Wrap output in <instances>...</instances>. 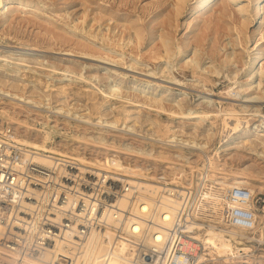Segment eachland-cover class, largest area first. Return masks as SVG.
I'll return each mask as SVG.
<instances>
[{
    "label": "rangeland",
    "instance_id": "374dc122",
    "mask_svg": "<svg viewBox=\"0 0 264 264\" xmlns=\"http://www.w3.org/2000/svg\"><path fill=\"white\" fill-rule=\"evenodd\" d=\"M26 1L31 4V6L27 7L28 9L23 6L17 7L18 2H12L8 5V10L5 11L6 16L0 12L1 51L5 52V49L23 46L35 48L44 51V53L46 52L50 56L48 60L52 64H56L59 59L73 62L78 66V72L83 73L84 77H77L78 75L72 77L66 74L52 75L56 79H51L53 86L62 84L59 81L60 79H58L59 77L68 78L64 83L71 92L68 97L71 105L66 106V109L71 111L58 113L55 109H52L53 111L51 112V108L45 107L42 108L45 119H42L37 114L26 115L25 113L19 116L21 119H27L29 124L33 126L52 131L55 134V140L58 141L64 135L73 138L83 134L90 136L104 132L107 135L109 134V136L112 135L126 140L128 136L137 134L136 136H138L140 142H144V145L137 143H134V145L150 147L153 144H163V141L149 134L151 133L150 131L146 133L151 127L146 120L147 116L161 117L162 119H167L170 116L176 125L182 124L185 125L186 129H189L190 125L194 124L197 119L182 118L183 112L173 100L175 95L182 91L184 92V95L181 96L184 97V100L180 104L188 112L186 108L195 106L201 96L209 95L210 93L212 94L211 97L215 99V109L212 110L209 107L211 110L210 116L213 117L217 124L216 137L211 145L212 148L214 147V152L209 154L213 158V162L210 163L208 157L204 155L201 156L202 158L199 155L192 156L191 166L187 161L179 160L184 163L188 173H191V175L186 184L180 183L179 179L176 184L171 185L185 186L189 182L198 184L197 179L204 177V173H206L208 179H213L214 175H230L232 170L241 168L244 162L251 170H258L259 177L262 180L264 179V152L261 155L255 151L253 152L247 147L250 144L225 150L221 156L219 153H215V146L219 144L221 137L231 131L230 128H224L225 124L227 123L229 127H232L234 124L240 125L245 122L244 116L247 114L244 113L243 107L245 103L244 96L248 92L246 83L249 78L259 81L262 79L264 86V58L260 61L257 68H250L256 48L262 45L264 49V0H260L258 5H255L257 0H239L236 3H227V16L220 14L223 4L218 3L214 9L199 18H197L196 10H194L195 5L198 3L197 0ZM241 4H245L249 8V12L245 11L246 13H243L245 16L250 13L255 14L256 7H259L257 19L254 20L252 17L253 20L249 18L246 21L244 15L238 11V7ZM227 23L235 26V28L233 30L229 29ZM236 36L239 37L237 38L239 44L236 47L238 56L235 60H231L228 57V53L233 50L230 40ZM165 38L169 39L168 42L171 45L172 55L170 58L164 45L163 40ZM209 39H215L216 45L211 47V40ZM177 46L182 49V52L178 53L179 56H175L179 49ZM194 49L199 50L197 55H195ZM158 55L164 56L162 58L158 57ZM192 57L197 60L200 67H194V63L190 62ZM55 58L58 59L56 60ZM103 67H113L118 70V74L120 73L116 77L123 75L126 77L123 84L116 87L120 89V94L112 96L108 84L116 85V81L113 77L107 75ZM97 68L100 70L99 73L97 72L95 76L93 75L94 77L92 76V81H87L85 77H90L95 73V70H98ZM34 69L42 71L43 74L50 73L49 68L34 66ZM196 69L197 71L202 70L213 75L216 83L209 84L208 87L204 86V83L196 80V76H194L193 71ZM173 76L177 80H181V86L170 83L173 81ZM135 79L140 82L139 86L133 82ZM43 80L47 82L45 75H43ZM149 84H152L155 90L151 89L144 92V87L148 88ZM162 86L169 87L173 96L170 98L165 97L162 100L166 110L150 101V99L154 100L161 97L160 87ZM263 86L257 90L253 88L249 92L264 97ZM209 88L213 90L209 92ZM263 97L262 100L259 98L261 100L258 101L259 103H252L253 105L255 103L253 108H263H259L260 110L255 111L251 115V126L259 124L263 120ZM126 109L130 110L127 124L128 126H135V130L131 131L129 127H126V124L123 123L125 119L117 125L107 122V120L112 121L117 117L124 118V110ZM207 117L209 118V116ZM234 117H237V119ZM2 121L4 122L1 125V129L6 126H12L3 117ZM210 124L211 120L208 119L202 122L203 128L204 126H210ZM142 129H144V132H141ZM262 134H264V131ZM16 136L18 138L21 137L18 134ZM164 144L169 149L174 150L172 152H176L175 150L184 148V146V150L189 155H191V152H198L186 147V145H182L178 141H166ZM263 146L262 144L260 152L264 151ZM39 153L45 154V156L50 155L49 157L53 158L54 161L65 159L68 156L45 150H40ZM89 154L87 153L88 156H90ZM113 156L111 155L110 159L107 160L112 162L111 158ZM254 157H258L256 162ZM116 158L120 160L116 161L115 164H120L123 161L120 157ZM222 158H227L228 163L225 169L221 168L222 166L220 167V163L217 162V159ZM196 164L200 168L207 165L210 167V171L197 169L195 172L198 166L194 167L195 169L193 166ZM90 167L95 169L97 175L101 174L103 176L102 170L97 169L96 166L86 165L84 169L79 168L81 172H87L88 169H91ZM208 174H211L212 177H208ZM222 185L227 188L226 184ZM164 189L163 193L165 192L164 194L167 196L166 190L168 188L165 187ZM256 193L259 199L257 213L264 215V191ZM210 196L213 198L211 197L210 199ZM215 197L221 196L210 192V195L207 194L206 199L207 202L213 203L214 209L218 210L221 204L215 203ZM156 198L160 199L163 197L158 196ZM168 198L172 202L166 201V204L172 205L175 203L173 205L175 207L180 205V201L177 199H173L170 196ZM163 199H160L162 203L165 202ZM153 202L154 200H148V203ZM148 206L146 204V207ZM210 206L211 204H209ZM213 231L220 235V239L223 235V239L230 235L229 238H237L241 242L239 250L246 257H235V259L233 258L234 260L243 263L248 259L251 264H264V219L254 230L226 229V231H218L214 227H208L200 236L207 240V237L211 238ZM246 248H250L248 252L245 251ZM235 250L238 249L236 248ZM214 255L209 254L208 257L211 258ZM223 261L224 258H220L211 264H220Z\"/></svg>",
    "mask_w": 264,
    "mask_h": 264
},
{
    "label": "built area",
    "instance_id": "2783aa9c",
    "mask_svg": "<svg viewBox=\"0 0 264 264\" xmlns=\"http://www.w3.org/2000/svg\"><path fill=\"white\" fill-rule=\"evenodd\" d=\"M39 151L20 141L12 126L0 128V251L12 264H43L46 251L51 264H73L98 232L112 227L115 241L104 260L119 253L133 264H196L200 254L209 256L200 236L208 227H257L259 199L247 186L225 188L204 173L198 184L167 185L179 206L158 198L148 203L140 185L118 174L97 175L92 167L81 172L70 157L47 165L36 159ZM210 192L224 199L218 210L207 202Z\"/></svg>",
    "mask_w": 264,
    "mask_h": 264
},
{
    "label": "bare ground",
    "instance_id": "6f19581e",
    "mask_svg": "<svg viewBox=\"0 0 264 264\" xmlns=\"http://www.w3.org/2000/svg\"><path fill=\"white\" fill-rule=\"evenodd\" d=\"M237 1L239 0H197L198 3L195 5L194 10H196L195 12L198 14L197 18H199L201 16L206 15L211 9H214L216 5H218V3H222L223 8L220 11V14L222 16H227V12H228L227 3H234V2L236 3ZM12 2H18L17 7L23 6L26 7L25 9H28L27 7L31 6V4L28 3L29 1L26 0H0V12L5 14V11L8 10V5ZM259 2L260 0H257L255 5H258ZM238 9H239L238 11H240V13L242 14L245 11L249 12L248 11L249 8L245 4L239 5ZM258 14H259V7H256L255 14L250 13L246 16L244 14L243 15L245 20L247 21L249 18L252 19V17L254 18V20L257 19ZM227 27L231 30L235 28V26L231 25L230 23H227ZM237 38L239 37L236 36L235 38H231L230 40L233 50L231 52L228 51L229 52L228 57L231 60L232 59L235 60L238 56L236 47H238L239 43ZM209 40H211V47L216 45L215 39H209ZM163 41L166 47V52L167 54H169V58H170L172 52L170 49L171 45H169L168 42L169 39L165 38ZM177 48L179 49L178 52L175 53V56H177L178 53L180 54L182 52L181 47L177 46ZM193 51L195 55H197V52L199 50L194 49ZM163 56L164 55H158V57H162V58ZM48 57L50 56H48L46 52L44 53V51H40L35 48H28L23 46V47L10 48V49L8 48L5 49V52H3L1 51V47H0V115H1L0 128L4 122L2 121V117H3L5 121L8 120L9 123L12 124L14 132L21 136L19 138L20 141H22L23 143L36 147V149L42 151L45 150L51 153H57V154L62 153L64 155L66 154L68 155V156L65 155L66 157H71L73 159H76L78 161L77 164L81 169H84V166L86 165L87 166L93 165L94 167L96 166L97 169L102 170V175L103 172L121 175V177L125 178L129 183H132L134 185L135 184L140 185L141 190L144 193H146V195H148L147 197L149 199L147 198V200H154V198L161 196L164 199L163 198L160 199H163V201H165L164 203H166V201L172 202V200L168 198L169 195H167L168 196L167 197L164 194L165 192L163 193V191H165L164 188L165 187L167 188V185L176 184L179 181V179H180V183L182 184H186L187 181H189V176L191 175V173H188L184 163L179 160L183 159L187 161L191 166L192 156L199 155V157H201L202 155H204L208 157V161L210 163L213 162V158L210 157L209 154L211 152H214V147L212 148L211 145L216 137L215 130L217 129V124L216 121L213 120V117L210 116L211 110L209 107H211L212 110L215 109V103H214L215 99L211 97L212 94L210 93L209 95L201 96L198 99V103L195 106L186 108L188 109V112H186L185 108H182L180 104V102L184 100V97H181L182 95H184V92L182 91L179 94L175 95L173 100L175 101L176 105L180 108V110L183 112L182 118L197 119V121L194 124L190 125L189 129H186L185 125L182 124L176 125L175 121L170 116L167 119L165 118L162 119L161 117L147 116L146 120L149 122L151 127L149 130H147L146 133L150 131L151 133L149 134L153 135L154 137H158L160 138L159 140L163 141V144H158V145L153 144L150 147L135 146L134 143H137L139 145L141 144L144 145V142L143 141L140 142V139L138 138V136H136L137 134L128 136L126 140L119 139L118 137L112 135L109 136V134L107 135L104 132H100L97 135H90V136L83 134L81 136H75L73 138L64 135V137L58 141L55 140V136H54L55 134H53L52 131L44 130L40 127L33 126L29 124L27 119H21L19 116H21V114L24 113L26 115L37 114L41 116L42 119H45V115L42 112V108L45 107L51 108L50 110L51 112L53 111L52 109H55V111L58 113L71 111L70 109H66V106L71 105L68 100V97L71 92L69 91L68 86L64 83L65 81L68 80V78L59 77L58 79H60L59 81L62 84L58 86L55 84V86H53L54 84L51 79L52 78L55 79V76L52 75L66 74V75H71L72 77L77 75H78L77 77L80 76L84 77V74L78 72L77 70L78 66L73 62L59 59L58 62H56V64H52L48 60ZM263 58H264V49L262 48L261 45L258 46L256 48V52L253 53V58L251 60L250 68L253 67L257 68V66L260 64V61H262ZM55 59L57 60L58 58ZM190 62L194 63L193 64L194 67L197 66L200 67L197 60H195L193 57L191 58ZM34 66H41L42 68H47V69L49 68L50 73L43 74L42 71L35 70ZM103 69L106 70V73L107 75H109V77H113L116 81V85H112L111 83L108 84V88L109 91H111L112 96H116L120 94L121 93L120 89L116 87L122 85L126 77L124 75L121 77H116L117 75H120V73L118 74L117 73L118 70L114 69L113 67H103ZM99 71H100L99 69L95 70L94 71L95 73H93L90 77H85V78L87 79V81H92V76L93 75L95 76L97 72L99 73ZM193 73L194 76H196V80L203 82L204 86L208 87L209 84L216 83L213 75H211L210 73H205L202 70L197 71V69L194 70ZM43 75L46 76L47 82L43 80ZM172 80L173 81L170 83H175L180 86L182 85L181 84L182 82H180L181 80H177L176 77L173 76ZM133 82L136 85L140 84L138 79H135ZM246 85H247L246 89L248 90V92H246L244 96L245 103L243 107V110L245 111L244 113L247 114L244 116L245 122L240 125L234 124V126L232 127H229L227 123L225 124L224 128L225 129L230 128L231 131L223 135V137H221L219 144L215 146L216 148L215 153H219L220 156L223 151L229 150L231 148H235L236 146H238L239 148L242 147L241 145L244 144L245 145L250 144L247 147L251 149L253 152L255 151L260 155L264 152V151L260 152V149L262 148L261 145L262 144L264 145V134H262V132L264 131V113H263V120L261 121V123L255 124L254 126L250 125L252 118L251 115L255 111L263 108V107L253 108L255 103L254 105L252 103L261 101L263 96L253 92H249V90L253 88H255V90L261 89V86H263L262 79L259 81L257 79L254 80V78H249ZM160 88H161V92H160L161 97L155 98L154 100L150 99V101L160 106V108L166 110V106L162 102V100L165 97L170 98L172 96V94L170 93L171 89L167 86H162ZM151 89L153 91L155 90L153 85L149 84L148 88L144 87V92ZM211 90L213 89L209 88V92ZM259 98H261V100ZM207 116H209V118ZM129 117H130V110L126 109L124 110V118L117 117L115 120L112 121L107 120V122L117 125L119 124V122L125 119L123 123L126 124V127H129L131 131L135 130L136 129L135 126H131V125L128 126L127 124V120ZM234 118L237 119V117ZM207 119L211 120V124L210 126L207 127L204 126L203 128L202 122ZM120 131H122V129H120ZM141 132H144V129H142ZM123 139H125V137H123ZM166 141H178L179 143H182V145H186V147L192 150H197L198 152L196 153L191 152V155H189L184 150L185 146L184 148L175 150L176 152H172L174 150H171L167 146H165L164 143ZM87 153H90L89 154L90 156H88ZM111 155L114 156L116 155V157L122 158L123 159V161L121 162L122 164L121 163L115 164L108 161L107 159H110L109 157ZM49 156L48 155L45 156V154L39 153L36 156V159L41 163H45L47 165L52 163L53 165L57 164L59 159L54 161V159ZM254 158H255L254 161L256 162L258 157H254ZM196 159L198 160V158ZM217 162L220 163V167L222 166L221 168L225 169L227 167L226 166L228 163L227 158L217 159ZM197 166L198 164L193 166V168L194 167L196 168ZM197 169L199 170L201 169L203 171L205 170L210 171V167H208L207 165H205L203 168L202 167L200 168L198 166L195 169V172ZM208 177H212V175L208 174ZM213 177H214L213 179L218 180V182L222 184H226L227 188H233L235 186H247L252 190H254L255 192L264 191V179L262 180V178L259 177L258 170L256 169L251 170L250 168H248L246 166V162H244L243 166L241 168H238V170H232L230 175L228 174L221 176L214 175ZM211 197L212 196H210V199ZM215 198H216L215 203L223 205L224 199L222 197H215ZM122 206L128 207L127 200L125 201L123 200ZM145 209L146 207H144V210ZM263 219H264V215L257 213V226ZM111 221L115 226L116 223H118L117 219L111 218ZM237 230L246 231L245 229H239V228ZM114 232H115L114 227L110 229L108 228L105 232H98L96 236L92 238L93 243L91 244L89 249H87L85 253L76 255L73 264H133L130 263V261H128L127 259L123 258L121 255H119V253H114L112 257H108V259L104 260V254L108 252L111 244H113V241H115ZM212 234H216V235H212ZM212 234H211V238L207 237V240L205 241L210 249L209 254L211 255L216 254V255L209 258L206 256L208 254L207 252L202 253L199 255L196 264H209V263L211 264L212 262H216L220 258L221 259L224 258V261L221 262L220 264H251V262L248 259H246L243 263H240L238 260H234L235 257H246V255L240 253L239 246L241 245V242L238 241L237 238L235 239L236 241H234L233 238L231 239L229 237L223 239L224 237L223 235L222 238L220 239L219 237L220 235H218L217 232L213 231ZM236 248L238 250H235ZM249 249L250 248H246L245 251L248 252ZM52 256L53 254L50 251H46L42 255V259L45 261L43 262V264H51L50 261L52 259ZM0 264H12L11 260L4 254H2L1 251H0Z\"/></svg>",
    "mask_w": 264,
    "mask_h": 264
}]
</instances>
